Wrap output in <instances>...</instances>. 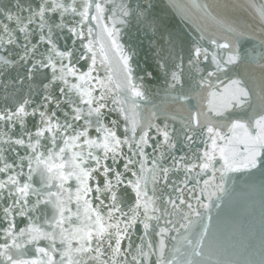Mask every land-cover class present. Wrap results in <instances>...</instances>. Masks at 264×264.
Segmentation results:
<instances>
[{
  "label": "snow or ice",
  "instance_id": "obj_1",
  "mask_svg": "<svg viewBox=\"0 0 264 264\" xmlns=\"http://www.w3.org/2000/svg\"><path fill=\"white\" fill-rule=\"evenodd\" d=\"M0 264H264V0H0Z\"/></svg>",
  "mask_w": 264,
  "mask_h": 264
}]
</instances>
